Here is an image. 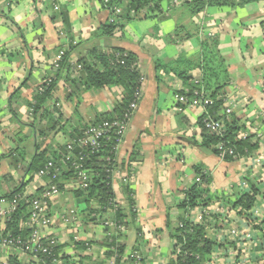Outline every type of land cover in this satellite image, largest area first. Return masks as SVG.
<instances>
[{
    "label": "crops",
    "instance_id": "0c3cea01",
    "mask_svg": "<svg viewBox=\"0 0 264 264\" xmlns=\"http://www.w3.org/2000/svg\"><path fill=\"white\" fill-rule=\"evenodd\" d=\"M189 1H167L161 15L134 18L104 34L101 27L113 18L100 0H0V199L6 200L0 206L7 209L12 199L8 196L16 190L12 197L32 199L55 184L59 194L50 204L51 224L45 232L57 239L60 264H108L105 230L92 216L116 221L118 213L126 228L123 253L137 250L143 264H179L173 256V237L177 224L188 222L193 209L205 210L207 238L214 243L216 255L203 264H264L259 245L263 224L235 207L254 187L259 196L252 208L264 211V171L250 163L251 157L262 156L264 145L253 136L258 146L247 157L220 158L202 147L205 109L182 106L175 97L189 95L200 85V43L216 37L230 75L222 96L242 93L250 99L249 106L234 109L232 115L241 123L253 121L254 112L264 115V1L234 8L207 6L196 14L184 4ZM117 53L133 57L142 97L114 156L110 187L115 210L96 198L77 197L84 191L69 165L56 181L39 177L41 167L34 173L29 170L40 153L43 165L49 159L60 163L77 133L105 117L122 115V87L86 89L83 83L85 64L102 71L95 56L111 60ZM58 58L55 73L52 64ZM48 76H54V87L35 113L31 104L37 86ZM213 114L220 117L221 106ZM252 125L258 129V124ZM134 165L136 173L127 186L122 180L131 176ZM245 174L255 179L247 178L246 186L238 188ZM194 186L200 202L187 209L183 205ZM71 211L77 215L65 223L62 217ZM10 218L0 215V236L14 235L8 229ZM20 228L24 229L22 222ZM10 258L18 264H39L17 249L0 250V264Z\"/></svg>",
    "mask_w": 264,
    "mask_h": 264
},
{
    "label": "built area",
    "instance_id": "2783aa9c",
    "mask_svg": "<svg viewBox=\"0 0 264 264\" xmlns=\"http://www.w3.org/2000/svg\"><path fill=\"white\" fill-rule=\"evenodd\" d=\"M56 1V0H54ZM58 5H54V10H58ZM127 58L126 54L117 53L113 55V64L125 65V59ZM61 58L55 60L52 64L53 72H58L60 68ZM129 68L133 71H137L136 64L131 62ZM54 76H48L43 79L40 84L37 86L36 92L38 94H42L46 88H49L54 82ZM142 83V79L139 78L137 87L133 94L132 100L129 102L122 115L118 118L113 119H104L98 123L90 125L83 131L79 132L80 134L75 138H73L69 144L66 146L67 154L61 157L60 163H56L54 160L49 159L46 163L38 170L39 177H49L53 181H56L58 177L65 171L64 166L67 169L69 165L70 172L73 173L74 177L77 180L78 188L84 192H87L89 186L91 184V173L90 170L86 167V162L91 159L95 154H103V159L105 161L106 172L111 179L113 173V163L114 156L116 155L122 141L124 139V135L128 128V125L133 117L135 111L138 108L139 102L141 100V89L140 84ZM178 104L189 107H203L205 109V114L202 118V126L208 132L216 135H222L226 128L225 122H228L232 116L234 109L236 108H244L245 106L250 105V99L242 94L236 93L230 96H227L221 105V115L220 117H215L213 113L209 111V108H212L214 102L206 97L202 91H194L190 96L185 94H178L175 96ZM253 123L252 120L244 121L242 124L245 126L244 130L241 131L238 135V138L241 140L246 139L247 137H255L259 141V145H264V115L260 112H254ZM261 115L263 117H261ZM252 124H258V129L254 127ZM260 126V127H259ZM109 147V152L106 155L105 148ZM218 150V156L222 159L225 157H231L233 160L238 159V157L234 154L233 150L230 147H227L226 144L219 143L216 147ZM76 153L75 157L74 154ZM253 169H262L264 171V153L259 157H251ZM133 171H131V176L124 178L122 181L125 185H129L130 180L134 178V174L136 173V165L133 166ZM245 179L238 186V188H244L247 183V178L254 180L255 176L251 174H245ZM59 194L58 187L54 184L44 188L41 193L32 199L24 198L20 195H15L7 209H3L0 206V215L9 218L11 214L15 213L19 203L23 202L27 204L29 211L26 217V220L23 222L22 226L24 229L28 231L26 236H14L13 234H8L4 236H0V250H11L17 249L22 254H27L31 258H34L38 261L39 264V256H42L49 260L50 264H60L58 261V255L56 252L57 249V239L54 236H51L50 233H46L51 224V216H50V204L53 199ZM259 196V195H258ZM257 197V196H256ZM259 197L258 199H260ZM256 199V198H255ZM6 200L0 199V205L5 203ZM113 208L117 210V206L113 201L111 202ZM217 207L221 206H216ZM193 209V208H192ZM261 208L256 210L254 207L251 208L248 212H246V216L253 217L256 220H259L264 226V211H260ZM262 210V209H261ZM205 210L200 209L199 211L192 210V214H190L187 219L189 224L191 225H199L203 226L205 229L209 227L205 223L204 219ZM216 214L222 216L218 211ZM76 213L71 211L64 217H62L65 223L72 221L74 217H76ZM98 218L97 220L101 224V226L105 230L106 239L109 243L114 242L118 245L124 246V236L126 234V228L123 223L119 221H113L111 219H101L99 216H92ZM185 223L179 222L177 227L179 229L183 228ZM251 237V235H249ZM173 256L175 260L183 261L186 257H188L185 253H182L179 242L176 237H173ZM260 255L262 260L264 261V233L262 235ZM89 249V246L86 248ZM112 250V249H111ZM211 251L210 257L215 256ZM190 256V255H189ZM117 256L113 254L109 258H105V262L108 264H117L116 263ZM119 261L122 263L123 260H127L130 264H143L142 256L137 250H129L126 253H123L118 257ZM216 257L212 258L213 263L217 261ZM211 260V259H210ZM210 260L208 262H210ZM223 260V259H222ZM207 262V263H208ZM246 263V261L244 260ZM210 264V263H209ZM217 264V263H216ZM222 264L224 262L222 261ZM249 264V263H247Z\"/></svg>",
    "mask_w": 264,
    "mask_h": 264
},
{
    "label": "trees",
    "instance_id": "16d2710c",
    "mask_svg": "<svg viewBox=\"0 0 264 264\" xmlns=\"http://www.w3.org/2000/svg\"><path fill=\"white\" fill-rule=\"evenodd\" d=\"M167 1L170 0H126L127 4L123 5L122 0H100L102 8L108 11L110 16L113 18L112 22L105 23L101 27V30L104 34H110L116 27H122L126 23L132 21L134 18H149L155 17V15H161L163 13V6ZM260 1L264 0H191L189 2H185L184 4L187 6L191 14H196L203 11L207 6H227L234 8L236 6L247 5ZM117 10L120 11L119 14H116ZM218 43L219 42L216 37H209L200 43V85L195 87L188 95L190 96L194 91H202L206 97H209V99L214 102L213 107L209 108L211 113L216 112V110H218L222 105V102L225 99V96H222V93L230 81V75L228 73L227 66L225 65V62L218 51ZM95 57L102 71L85 64L84 73L86 76L83 79L84 86L86 89L100 88L111 85L122 87L125 92V97L118 109L121 112L122 109L126 108L129 102L132 100L139 80V74L129 68V65L131 62H133V57L127 56L125 59V65L111 64L110 61H113V59L110 60L106 55L103 54L96 55ZM160 67L161 66L158 65L157 69ZM176 74L183 81L189 80V78L186 77L183 72H176ZM54 84L55 80L49 88L44 90L42 94L34 96V103H32L31 106L34 108L35 113L40 112L41 107H43L46 99H48ZM105 119H108V117H105ZM225 128L226 130L222 135L208 133L203 128L204 131L207 132V135H204L202 147L209 148L214 154H218L216 147L219 143L223 142L227 147H230L233 150L234 154L238 158L247 157L256 150L258 141L256 139L254 140V137L250 136L244 140L238 138L239 133L245 128L239 119L232 115L229 121L225 122ZM79 134L80 133H77V135L74 137L76 138ZM109 149V147L105 148L106 155L108 154ZM75 155L76 153L74 154V157ZM43 158L44 153L37 155L30 165L29 172L34 173L40 167H42L44 163ZM225 160L232 161L233 159L227 156L225 157ZM86 167L91 173V184L87 192H77L75 195L77 197L83 196V198L86 200L90 198H96L102 206L111 207L112 192L110 187V177L106 172L103 154H95L92 156L91 159L86 162ZM196 170L197 172L199 171L198 169ZM201 181H203V177H201ZM250 190L251 191L249 194L243 195L235 203V207H238L239 213L242 212V214H246V212H248L254 205L258 191L254 187H252ZM17 191L18 190L11 193L8 198H13V194H15ZM199 196L200 193L197 189V186L192 187L188 192L187 201L183 206H186L187 209L195 208L200 202ZM27 209V204L21 202L19 203L16 212L11 215L8 229L14 233V236H26L28 233L26 229L21 230L20 228V223L22 222L23 224L28 215ZM122 217L123 215L120 213L115 214L116 221L122 220ZM184 223V227L181 229L177 228L174 235L179 242L182 253H185L188 257H186L183 261L178 260V263L203 264L208 262L211 251L214 247V243L207 238L205 228L199 225L193 226L187 222ZM76 246H78V244H76ZM104 246L108 250L105 255L110 257L115 254L117 256L115 261L117 264H119L120 261L118 257L123 254L124 246L115 244L114 242L109 243L108 240H106ZM81 249H86V247H82ZM39 260L42 264H50L49 260L42 256H39ZM7 264H18V262L15 260V258H10Z\"/></svg>",
    "mask_w": 264,
    "mask_h": 264
},
{
    "label": "rangeland",
    "instance_id": "374dc122",
    "mask_svg": "<svg viewBox=\"0 0 264 264\" xmlns=\"http://www.w3.org/2000/svg\"><path fill=\"white\" fill-rule=\"evenodd\" d=\"M72 264H82V263L77 261V262H72Z\"/></svg>",
    "mask_w": 264,
    "mask_h": 264
}]
</instances>
